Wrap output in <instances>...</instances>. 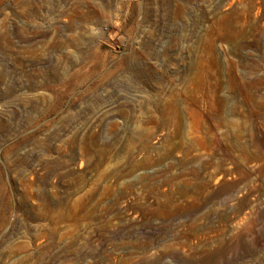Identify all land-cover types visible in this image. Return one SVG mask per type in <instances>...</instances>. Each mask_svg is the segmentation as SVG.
I'll list each match as a JSON object with an SVG mask.
<instances>
[{
  "label": "rangeland",
  "instance_id": "374dc122",
  "mask_svg": "<svg viewBox=\"0 0 264 264\" xmlns=\"http://www.w3.org/2000/svg\"><path fill=\"white\" fill-rule=\"evenodd\" d=\"M0 264H264V0H0Z\"/></svg>",
  "mask_w": 264,
  "mask_h": 264
}]
</instances>
